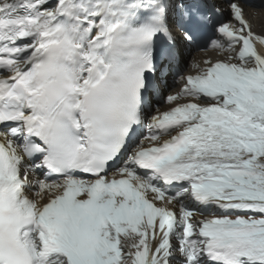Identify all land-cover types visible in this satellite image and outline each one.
I'll return each mask as SVG.
<instances>
[{
  "label": "snow or ice",
  "instance_id": "snow-or-ice-1",
  "mask_svg": "<svg viewBox=\"0 0 264 264\" xmlns=\"http://www.w3.org/2000/svg\"><path fill=\"white\" fill-rule=\"evenodd\" d=\"M250 8L0 0V264H264Z\"/></svg>",
  "mask_w": 264,
  "mask_h": 264
},
{
  "label": "bare ground",
  "instance_id": "bare-ground-1",
  "mask_svg": "<svg viewBox=\"0 0 264 264\" xmlns=\"http://www.w3.org/2000/svg\"><path fill=\"white\" fill-rule=\"evenodd\" d=\"M252 5H258L257 1H249ZM249 16L252 18L254 31L262 32L264 31V11H254L253 9H248ZM209 53H197L196 58L202 59L208 56Z\"/></svg>",
  "mask_w": 264,
  "mask_h": 264
}]
</instances>
